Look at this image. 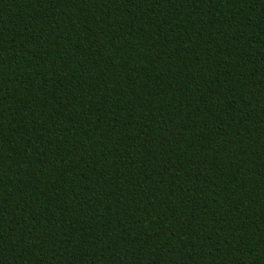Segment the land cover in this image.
I'll return each mask as SVG.
<instances>
[{
    "label": "trees",
    "instance_id": "16d2710c",
    "mask_svg": "<svg viewBox=\"0 0 264 264\" xmlns=\"http://www.w3.org/2000/svg\"><path fill=\"white\" fill-rule=\"evenodd\" d=\"M0 264H264V0H0Z\"/></svg>",
    "mask_w": 264,
    "mask_h": 264
}]
</instances>
